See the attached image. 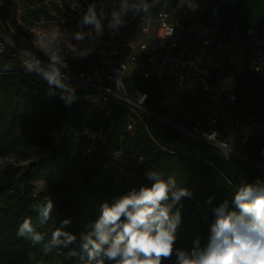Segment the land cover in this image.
<instances>
[{
  "label": "trees",
  "instance_id": "trees-1",
  "mask_svg": "<svg viewBox=\"0 0 264 264\" xmlns=\"http://www.w3.org/2000/svg\"><path fill=\"white\" fill-rule=\"evenodd\" d=\"M21 1L23 13L18 0H0V19L20 33L30 34L25 24L67 17L55 0ZM61 2L69 8L71 1ZM178 4L179 0H171L170 6ZM50 8L56 10V15L50 13ZM201 18L209 25L218 24L221 31L238 25L241 36L246 28L264 19V0H213ZM86 65L77 64L81 68ZM138 87L139 78L127 80L131 93ZM50 90L24 79L20 60L0 54V158L14 159L0 170V264H83L79 256H69L70 250L81 251L80 234L91 231L102 202L132 188L150 186L146 170L161 172L165 178L174 176L179 187L193 192L191 198H182L172 208L173 213L177 209L181 213L175 247L190 253L197 237L201 248L207 243L213 208L223 200H228L231 207L236 187L246 180L264 181L263 170L235 158L226 159L218 148L186 139L153 117L144 115V122L127 131L131 117L127 108L117 105L113 117L107 118L82 103L65 105L57 94L50 97ZM236 94L242 122L247 124L252 116L263 124L248 144L250 152L257 155L264 141V64L259 72L237 76ZM154 103L155 110L167 114L162 103ZM99 128L105 133L95 137L88 134ZM121 148L136 155L134 172L128 177L105 166L112 152ZM21 160L28 161L24 164ZM44 179L47 190L36 192L34 183ZM209 196L215 198L206 203ZM46 198L53 199V211L61 212L41 224L34 205L42 204ZM68 218L71 223L63 230L75 234L76 242L45 253V243ZM25 219L44 234V241L33 245L17 235ZM175 262L173 255L162 264Z\"/></svg>",
  "mask_w": 264,
  "mask_h": 264
},
{
  "label": "built area",
  "instance_id": "built-area-1",
  "mask_svg": "<svg viewBox=\"0 0 264 264\" xmlns=\"http://www.w3.org/2000/svg\"><path fill=\"white\" fill-rule=\"evenodd\" d=\"M202 1L201 4L195 1L190 7L200 12L194 19L177 7L159 10L155 15L132 14L129 0L127 7L125 0L115 1L106 25L109 40L90 49L78 45L75 36L64 28L27 27L34 40L29 48L18 46L0 30V54L20 60L22 77L28 82L60 96L61 89L50 87L42 75L26 72L23 67L25 61L34 59L47 67L49 56L40 46L49 45L50 51L59 50L66 62L61 71L65 83L75 89L71 105L82 103L107 118L113 117L115 106L125 107L131 112L127 131H133L147 115L186 139L218 148L226 159L235 158L264 171V141L259 144L257 155L248 147L263 124L252 116L247 124L242 122L236 94L238 75L263 68L264 19L246 28L241 36L238 25L221 31L218 24L209 25L202 20L201 13L213 0ZM57 2L68 14V20L74 19L71 27L76 33H84L85 38L87 31L82 20L91 1L73 0L69 10L61 0ZM116 11H120L122 23H116L113 16ZM131 28H138L132 40L128 37ZM83 62L87 63L85 67L77 66ZM130 77L141 82L135 93L127 88ZM155 101L162 103L167 114L155 110ZM187 103L189 106L185 107ZM170 104L176 106V112ZM103 133V128L88 132L91 137ZM150 137L156 142L152 134ZM135 159V154L121 148L112 152L105 166L128 177L134 172Z\"/></svg>",
  "mask_w": 264,
  "mask_h": 264
},
{
  "label": "clouds",
  "instance_id": "clouds-1",
  "mask_svg": "<svg viewBox=\"0 0 264 264\" xmlns=\"http://www.w3.org/2000/svg\"><path fill=\"white\" fill-rule=\"evenodd\" d=\"M124 6L127 7V0ZM143 8L147 11L149 5L144 3ZM113 16L117 24L122 23L120 11L114 12ZM82 23L94 25L97 34H102L94 4L88 6ZM84 35L78 32L75 39L83 40ZM40 50L49 56L48 66L43 67L39 59H34L24 62L25 71H35L50 87L61 89L60 99L70 106L75 99V89L65 83L61 68L67 66L66 62L59 50L51 52L49 45L42 43ZM48 95L51 97L56 93L50 90ZM145 176L152 181L150 186L141 185L102 202L91 231L80 234L81 251L70 250V257L79 256L83 264H162L173 255L176 256L175 264H264V181L260 178L252 182L246 180L236 187L231 207L228 200H223L212 209L214 219L207 243L201 248L197 237L195 247L189 253L175 247L181 213L179 209L173 213L172 208L182 198H191L193 192L187 187H179L174 176L165 178L163 173L152 170H146ZM214 198L209 196L206 203H211ZM54 206L52 198L34 205L41 224L51 219ZM70 223V218L61 221V227L45 243V253L53 247L67 248L76 242L75 234L63 230ZM17 235L30 240L33 245L44 241V234L36 230L30 219L20 224Z\"/></svg>",
  "mask_w": 264,
  "mask_h": 264
},
{
  "label": "rangeland",
  "instance_id": "rangeland-1",
  "mask_svg": "<svg viewBox=\"0 0 264 264\" xmlns=\"http://www.w3.org/2000/svg\"><path fill=\"white\" fill-rule=\"evenodd\" d=\"M19 1V8L20 13H23V3L21 0ZM133 2L134 6H138L139 5V9L137 11V14L140 13V11L145 12L144 8H143V4L147 3L149 5L148 8V12L150 11H157V10H162L164 8H169L171 0H130ZM197 1L198 3H203L202 0H179V5H178V9H180L181 11H183L184 13L186 12V16L189 18H196L198 16V14L200 13L199 11H192L190 9L191 5ZM97 4H109L111 2V0H97L96 1ZM104 7V5H101V7H96L97 9H102ZM96 9V10H97ZM130 11V8H129ZM131 13V12H130ZM102 15L103 13H101V15H97V17L100 19H102ZM140 15V14H138ZM74 19H70V21H66V23H64L63 21H61L60 17H57L55 19H52L51 21H41L38 23H34V24H25L26 27L28 28H52L54 26H67V28H69L67 25L68 23L71 25ZM91 26L93 28H91ZM86 28L92 30L91 31V37L95 40L97 37V32L95 31V26L94 25H90V24H86ZM94 29V30H93ZM0 30L2 32H4L12 41H14L18 46L20 47H33L34 45V40L30 31V34H24V33H20L19 31H17L16 29H14L11 25H9V23L4 20V19H0ZM70 31H68V33L70 34V36H74L76 34V31L73 28L69 29ZM138 28L136 29H129L128 31V37L132 40V37L134 35L135 32H137ZM95 34V35H94ZM29 39V40H28ZM104 39L109 40L108 38L104 37ZM97 41V40H95ZM191 102V101H190ZM171 106V110L176 112L177 108L175 105L170 104ZM189 103H187V105L185 107H188ZM13 159L11 158H0V170L3 169L7 162L12 161ZM28 160H21L22 163H26ZM35 185V191L36 192H45L47 190L48 187V182L44 180H40V181H36L34 183ZM61 212L60 209L54 210L52 213L53 216L58 215Z\"/></svg>",
  "mask_w": 264,
  "mask_h": 264
},
{
  "label": "crops",
  "instance_id": "crops-1",
  "mask_svg": "<svg viewBox=\"0 0 264 264\" xmlns=\"http://www.w3.org/2000/svg\"><path fill=\"white\" fill-rule=\"evenodd\" d=\"M47 1H49V0H45V2H47ZM56 2H57V0H55ZM69 1H71L70 2V4H69V8H67V10H69L70 9V5H71V3H72V1L73 0H69ZM91 1V4H94L95 5V11H96V14L98 15H101V13H103V15H102V19H101V24H102V29H103V31H102V34H97V37H96V39L95 40H97V41H95L92 37H91V31L92 30H90L91 28H93L92 26H91V28L90 29H87L86 28V24H84V27H85V29H86V31H87V36L83 39V40H79V41H77L76 43L78 44V45H81V46H83V47H86V48H88V49H90V48H92L93 46H95V45H98V44H101V43H104V42H106L107 41V39L105 40L104 39V37H106V38H108L109 36H110V31L108 30V28H107V21H108V17H109V13H110V9H112L111 8V6H112V3L113 2H115V1H118V0H111V2L109 3V4H97V0H90ZM58 3V2H57ZM58 5H59V3H58ZM101 5H104V7L102 8V9H97L98 7H101ZM129 6V8H130V11H131V13L132 14H137V11H138V9H139V5L138 6H134V4H133V2L132 1H130L129 0V4H128ZM132 5H133V7H132ZM179 5V4H178ZM178 5L176 6V7H178ZM60 6V5H59ZM97 7V8H96ZM174 7H169V8H164V9H162V10H170V9H173ZM97 9V10H96ZM175 9V8H174ZM21 10V9H20ZM50 11L51 12H55L53 15H56V10L54 9V8H50ZM159 10H157V11H150V12H148V11H145V12H141L140 11V13H138V14H140V15H155L157 12H158ZM50 12V13H51ZM65 12V11H64ZM66 13V12H65ZM52 14V13H51ZM66 15H67V17L66 18H61V21H63L64 23H66V21H68V19H69V16H68V14L66 13ZM70 21V20H69ZM38 23V22H37ZM67 25H69L68 27L69 28H67V26L65 25V26H54V27H52V28H64V29H67V31H70L69 29L70 28H72L71 27V25L68 23ZM94 30V29H93ZM95 35V34H94ZM75 36V35H74Z\"/></svg>",
  "mask_w": 264,
  "mask_h": 264
}]
</instances>
